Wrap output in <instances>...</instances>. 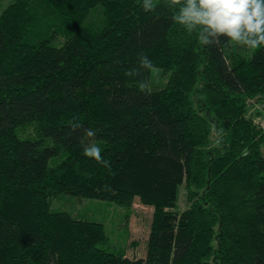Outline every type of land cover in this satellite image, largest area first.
I'll use <instances>...</instances> for the list:
<instances>
[{
    "label": "trees",
    "instance_id": "16d2710c",
    "mask_svg": "<svg viewBox=\"0 0 264 264\" xmlns=\"http://www.w3.org/2000/svg\"><path fill=\"white\" fill-rule=\"evenodd\" d=\"M142 2L0 14V264H264V45L203 46L165 0ZM141 54L169 74L151 95V72L126 75ZM92 143L113 174L83 154ZM65 194L128 219L136 199L150 206L146 248L110 249L104 223L53 209Z\"/></svg>",
    "mask_w": 264,
    "mask_h": 264
},
{
    "label": "clouds",
    "instance_id": "9594fccd",
    "mask_svg": "<svg viewBox=\"0 0 264 264\" xmlns=\"http://www.w3.org/2000/svg\"><path fill=\"white\" fill-rule=\"evenodd\" d=\"M169 9H175L172 20L183 26L191 35L196 34L198 42L203 46L221 45L222 39L237 46L258 49L264 45V0H165ZM142 8L146 12L155 11V0H143ZM139 67L129 70L126 75H139L140 69L155 71L152 60L146 54L138 57ZM141 92L151 95L147 81H140ZM73 131L83 129L88 137H94L95 131L84 129L76 118L70 121ZM83 154L93 158L111 172V164L101 154L96 144L84 146Z\"/></svg>",
    "mask_w": 264,
    "mask_h": 264
},
{
    "label": "rangeland",
    "instance_id": "374dc122",
    "mask_svg": "<svg viewBox=\"0 0 264 264\" xmlns=\"http://www.w3.org/2000/svg\"><path fill=\"white\" fill-rule=\"evenodd\" d=\"M12 2L13 0H0V14ZM168 76L169 74L163 72L161 68H155V71H151L149 80L151 90L165 87L169 79ZM179 204L181 208L186 207L183 188L181 189ZM53 209L66 210L76 216L104 223L110 238L108 246L110 249L126 246L131 255L132 247L129 246L134 245L135 241L133 240L138 241L139 246L143 245L146 248L150 232V225L148 227V224L150 218H152V208L143 205L139 199L134 201L129 219L127 217L129 209L124 206L91 198L74 199L69 194L60 195L55 198ZM131 241H133V244H131ZM138 255L140 253L136 254V256Z\"/></svg>",
    "mask_w": 264,
    "mask_h": 264
},
{
    "label": "built area",
    "instance_id": "2783aa9c",
    "mask_svg": "<svg viewBox=\"0 0 264 264\" xmlns=\"http://www.w3.org/2000/svg\"><path fill=\"white\" fill-rule=\"evenodd\" d=\"M251 103H254L256 102L255 99L251 100L250 101ZM258 108L262 109L264 111V103L262 104H258L257 105ZM255 121L257 122V124L259 125V127L262 129V131L264 132V116H261V117H256L255 118Z\"/></svg>",
    "mask_w": 264,
    "mask_h": 264
}]
</instances>
